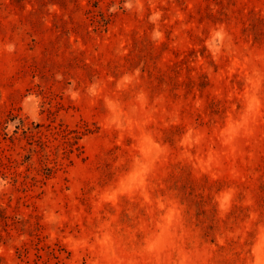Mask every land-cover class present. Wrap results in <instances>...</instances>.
Instances as JSON below:
<instances>
[{
	"label": "rangeland",
	"instance_id": "obj_1",
	"mask_svg": "<svg viewBox=\"0 0 264 264\" xmlns=\"http://www.w3.org/2000/svg\"><path fill=\"white\" fill-rule=\"evenodd\" d=\"M0 264H264V0H0Z\"/></svg>",
	"mask_w": 264,
	"mask_h": 264
},
{
	"label": "trees",
	"instance_id": "obj_2",
	"mask_svg": "<svg viewBox=\"0 0 264 264\" xmlns=\"http://www.w3.org/2000/svg\"><path fill=\"white\" fill-rule=\"evenodd\" d=\"M50 171H52L53 168H48Z\"/></svg>",
	"mask_w": 264,
	"mask_h": 264
}]
</instances>
